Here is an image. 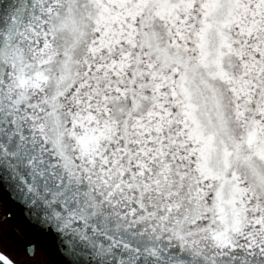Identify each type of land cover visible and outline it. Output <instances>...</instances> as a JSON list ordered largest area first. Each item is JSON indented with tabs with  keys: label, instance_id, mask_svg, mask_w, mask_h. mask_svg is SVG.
<instances>
[{
	"label": "snow or ice",
	"instance_id": "obj_1",
	"mask_svg": "<svg viewBox=\"0 0 264 264\" xmlns=\"http://www.w3.org/2000/svg\"><path fill=\"white\" fill-rule=\"evenodd\" d=\"M0 192L56 264H264V0H0Z\"/></svg>",
	"mask_w": 264,
	"mask_h": 264
},
{
	"label": "flooded vegetation",
	"instance_id": "obj_2",
	"mask_svg": "<svg viewBox=\"0 0 264 264\" xmlns=\"http://www.w3.org/2000/svg\"><path fill=\"white\" fill-rule=\"evenodd\" d=\"M38 235L17 224L6 201L0 196V251L16 264H56L55 260L39 244L33 256L24 251V245L33 242Z\"/></svg>",
	"mask_w": 264,
	"mask_h": 264
},
{
	"label": "water",
	"instance_id": "obj_3",
	"mask_svg": "<svg viewBox=\"0 0 264 264\" xmlns=\"http://www.w3.org/2000/svg\"><path fill=\"white\" fill-rule=\"evenodd\" d=\"M0 196L4 201L7 202L10 211L13 215V218L23 228L30 230L32 233L39 235V226L37 224L30 223L29 220L25 216V209H23L20 205L16 204L9 198V194L7 192H0Z\"/></svg>",
	"mask_w": 264,
	"mask_h": 264
}]
</instances>
